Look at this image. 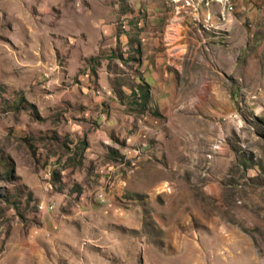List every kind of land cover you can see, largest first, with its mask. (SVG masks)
I'll return each mask as SVG.
<instances>
[{"label": "rangeland", "instance_id": "1", "mask_svg": "<svg viewBox=\"0 0 264 264\" xmlns=\"http://www.w3.org/2000/svg\"><path fill=\"white\" fill-rule=\"evenodd\" d=\"M92 1L0 0V264H264V33L250 24L245 42L234 34L206 50L201 23L185 24L207 8L226 19L238 0L227 9L151 0L166 9L164 50L183 59L184 105L127 171L110 148L101 181L73 153L68 109L54 102L64 81L52 57L67 47L55 32ZM107 1L125 9L130 0ZM121 92L133 111L159 116L147 86ZM50 222L55 229L43 232Z\"/></svg>", "mask_w": 264, "mask_h": 264}, {"label": "crops", "instance_id": "2", "mask_svg": "<svg viewBox=\"0 0 264 264\" xmlns=\"http://www.w3.org/2000/svg\"><path fill=\"white\" fill-rule=\"evenodd\" d=\"M92 2L88 8L76 10L74 15H70L74 10L72 8L68 14L69 24L64 26L63 31L55 32L54 39L66 40L67 47L61 48L60 43L57 50L63 53L59 55L54 52L52 57V62L59 61L62 64L61 78L64 81L63 88L55 89L54 102L68 109L63 119L74 140L71 142L73 153L79 148V154H84L85 162L92 164L93 175L96 178L101 175L102 181V173L112 166L105 162L110 148L124 156V163L119 166L127 171L129 164L134 166L138 159L139 163L146 157L142 155L139 158L138 152L145 153L150 148L149 141L161 133L165 118L176 115L182 109L184 103L180 104L177 91L183 76V59L178 55L168 56L163 48L167 40L166 9L160 6V2L130 0L125 9L119 3L112 4L107 0ZM228 2L230 0L217 1V5L227 9ZM238 2L241 9L235 5L234 14L223 10L225 20L216 16L213 8H207L202 20L189 18L185 25L198 26L193 22L201 23L197 31L203 38L206 50H209V46L214 48V43L219 45L221 42L224 45L225 40L228 41L234 34H238L240 40L245 42L249 30L244 26L250 24L251 29L257 32L255 36L259 32L264 33V0ZM176 4H180L179 1L175 3L177 8ZM179 7L181 9L182 6ZM80 18L84 23L78 21ZM174 21L179 25L183 23L178 11H175ZM119 43L122 44L121 53L118 51ZM197 43L202 44L199 40ZM123 45L126 46L123 48ZM125 67L127 70H123ZM112 68L117 69L116 78L120 80V89L112 85L115 77ZM142 85L148 87L146 98L150 97L154 101L155 105H152L156 106L159 116L150 110L135 112L128 98L120 99L116 95L119 90L131 95L133 90H138ZM100 88H104L105 93L97 96L94 91ZM55 227L56 223L50 222L42 230L51 232ZM39 235L36 232L32 241ZM12 241L13 236H10L8 242Z\"/></svg>", "mask_w": 264, "mask_h": 264}, {"label": "built area", "instance_id": "3", "mask_svg": "<svg viewBox=\"0 0 264 264\" xmlns=\"http://www.w3.org/2000/svg\"><path fill=\"white\" fill-rule=\"evenodd\" d=\"M228 0H225V1H223V2H227ZM222 20H225V19H222ZM57 66V65H56ZM56 66H54V68H53V72H57V68H56ZM100 197H101V201H104L105 200V195L104 194H101L100 195ZM45 208H46V205H45Z\"/></svg>", "mask_w": 264, "mask_h": 264}, {"label": "bare ground", "instance_id": "4", "mask_svg": "<svg viewBox=\"0 0 264 264\" xmlns=\"http://www.w3.org/2000/svg\"><path fill=\"white\" fill-rule=\"evenodd\" d=\"M217 1H219V2H223V1H225V0H217Z\"/></svg>", "mask_w": 264, "mask_h": 264}]
</instances>
